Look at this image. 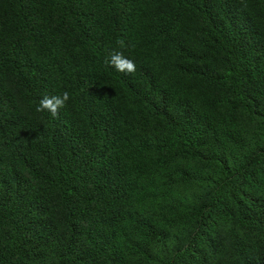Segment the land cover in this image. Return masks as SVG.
I'll use <instances>...</instances> for the list:
<instances>
[{"label":"trees","instance_id":"trees-1","mask_svg":"<svg viewBox=\"0 0 264 264\" xmlns=\"http://www.w3.org/2000/svg\"><path fill=\"white\" fill-rule=\"evenodd\" d=\"M0 264H264V0H0Z\"/></svg>","mask_w":264,"mask_h":264},{"label":"clouds","instance_id":"clouds-1","mask_svg":"<svg viewBox=\"0 0 264 264\" xmlns=\"http://www.w3.org/2000/svg\"><path fill=\"white\" fill-rule=\"evenodd\" d=\"M119 44L121 47L124 46V41L120 40ZM110 64L117 72L129 74L135 71V63L131 59L124 56L123 52L114 51L109 54V58L106 61ZM69 99L67 92L61 96H48L45 95L41 98L39 105L36 107L37 112L48 111L53 117L58 116L59 110L65 106Z\"/></svg>","mask_w":264,"mask_h":264}]
</instances>
